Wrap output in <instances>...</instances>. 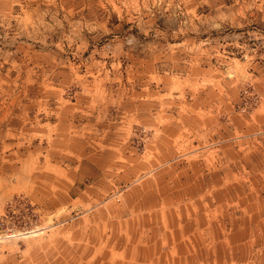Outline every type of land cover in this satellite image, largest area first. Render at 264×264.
<instances>
[{"label":"rangeland","instance_id":"rangeland-1","mask_svg":"<svg viewBox=\"0 0 264 264\" xmlns=\"http://www.w3.org/2000/svg\"><path fill=\"white\" fill-rule=\"evenodd\" d=\"M0 264H264V0H0Z\"/></svg>","mask_w":264,"mask_h":264}]
</instances>
